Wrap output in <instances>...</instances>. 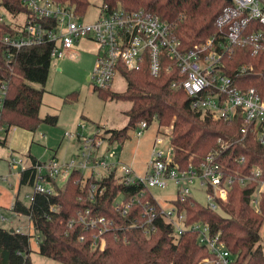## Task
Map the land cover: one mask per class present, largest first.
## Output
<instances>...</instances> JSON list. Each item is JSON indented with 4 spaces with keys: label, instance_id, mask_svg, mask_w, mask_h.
<instances>
[{
    "label": "trees",
    "instance_id": "trees-1",
    "mask_svg": "<svg viewBox=\"0 0 264 264\" xmlns=\"http://www.w3.org/2000/svg\"><path fill=\"white\" fill-rule=\"evenodd\" d=\"M68 4L77 13L85 15L89 0H55ZM114 8L144 10L168 22L190 48L204 42L219 32L218 18L228 5L225 0H102ZM22 14L28 10L21 0H0V18L4 11ZM14 26L5 19L0 21V87L6 86V97L0 110V130L7 133L19 127L27 131H37L43 125L55 126L58 116L41 118L45 87L50 75L52 58L51 46L31 47L8 53L1 39L13 34ZM226 64L233 74L244 64L252 65L255 72L244 77L248 88L264 90V54L252 56L249 47L236 48ZM127 82L124 92L117 93L113 84L106 89L94 88L103 100L128 102V124L122 129H109L103 135L97 134L108 144L123 146L131 138V132L146 122L148 127L154 120L160 129L172 127L171 142L174 149V163L181 171L199 167L209 155L217 153L225 179H231V188L226 202L214 212L203 203L188 198L185 203L175 202L179 211L187 214L189 220L210 226L214 235L220 234L234 264H264V192L260 196L258 211L252 206L251 198L264 181V144L258 142L251 133L243 136L241 119L216 120L209 115L192 110L191 99L185 91L172 88L170 73L153 75L148 65L141 70L129 71L121 68V75ZM32 84L39 85L40 88ZM77 94L68 99L74 100ZM7 137L0 139L5 146ZM33 162L36 161L32 158ZM37 162V161H36ZM257 170L262 175L257 181L241 180L252 176ZM20 187H30L34 183V170L21 172ZM81 177L73 173L66 186L60 187L52 180L55 194H36L31 203L16 197L15 214L28 219L38 237V252L43 257L61 264H202L203 259H213L208 247L200 244L199 234L187 231L178 242L174 241L171 229L161 223L156 235L148 238L138 228L127 227L130 219H122L113 209V200L122 192L137 193L117 185L114 179L104 181L107 191L95 200L90 198V183L83 187L74 181ZM92 182V181H91ZM71 190V191H70ZM91 209L106 218H114L118 228L106 234L105 251L92 250V234L83 224L70 223L80 211ZM14 229V228H11ZM0 223V264H32V235L11 233ZM84 238V240H82Z\"/></svg>",
    "mask_w": 264,
    "mask_h": 264
},
{
    "label": "built area",
    "instance_id": "built-area-1",
    "mask_svg": "<svg viewBox=\"0 0 264 264\" xmlns=\"http://www.w3.org/2000/svg\"><path fill=\"white\" fill-rule=\"evenodd\" d=\"M21 1L28 12L17 14L3 10L4 16L0 18V21L5 19L14 26L13 34L1 39L8 53L50 45L52 60H75L78 56L75 46L83 38L90 39L100 45L102 52L97 56L96 69L89 78L94 88L106 89L114 84L115 78L121 75L122 67L137 71L148 65L153 75L170 73L172 88L185 91L191 99L192 110L216 120L241 119L243 136L251 133L264 144V90L248 88L244 84V77L252 75L255 69L244 64L231 74L226 64L227 58L232 57L239 47L251 48L253 57L264 54V0H226L228 5L217 22L219 32L190 48L184 46L168 22L144 10L130 12L121 6L114 8L103 3L94 24L84 25L77 22L84 15L68 4L55 0ZM6 89L5 85L0 87V110ZM138 128L137 137H142L149 127L143 122ZM66 136L71 139L77 137L68 133ZM167 139L171 143L168 150L158 148L165 144L162 138L155 140L151 160L139 173L124 162L107 160L105 154L110 148L105 154H99L104 143L108 144L100 137L85 139L86 150L77 153L78 160L71 158L60 162L49 158L47 162H33L30 157L10 153L8 162L10 171L18 177L21 172L34 170L33 192L25 195L28 203L33 202L36 194H55L52 180L58 184L62 181L65 185L73 173L81 175L76 185L83 187L90 183L92 200L105 195L107 185L104 181L113 178L117 185L138 191L135 194L120 192L112 202L113 209L122 219H130L127 227L141 229L146 237L151 238L156 235L161 223H165L171 229L175 242L187 231H192L199 234L200 244L208 247L213 255V259H203L202 264H234L235 260L221 235H214L203 221L192 223L186 212H180L175 203L194 199L193 189L200 191L203 188L206 206L216 212L221 209L220 203L227 201L232 180L224 178L217 153L209 155L199 167L191 166L181 171L174 163L171 135ZM261 175L262 171L257 170L252 176L242 179L241 185L259 180ZM170 184L174 185L171 194L175 193V196L168 202L170 208H166L153 190H167ZM259 185L251 198V204L257 211L261 193L264 192V181ZM9 207L16 221L24 217L14 212L16 200ZM8 221L6 216L0 215V223ZM79 223L93 235L92 250L101 252L106 248V234L118 228L116 219L100 216L91 209L80 211L70 226ZM13 230L25 233L22 226Z\"/></svg>",
    "mask_w": 264,
    "mask_h": 264
},
{
    "label": "rangeland",
    "instance_id": "rangeland-1",
    "mask_svg": "<svg viewBox=\"0 0 264 264\" xmlns=\"http://www.w3.org/2000/svg\"><path fill=\"white\" fill-rule=\"evenodd\" d=\"M89 2L87 13L81 21H77L78 23L89 25L97 20L103 2L102 0H89ZM75 52L78 53L75 60L69 58L52 60L50 75L45 87L40 115L43 119L48 115L58 116L57 125L42 124L35 132L19 127L11 129L9 133L5 128L0 130V139L7 137L6 145L0 146V215L6 216L9 220L1 225L8 229L22 226L26 234L32 235V264L61 263L40 255L37 233L30 222L26 217H20L19 221H16V216L9 211V206L15 201L18 191H20V199L26 203L28 201L25 195L33 192L30 187L19 186V177L10 171L9 152L16 156L30 157V160L34 156L46 162L48 158H56L60 162L69 161L71 158L78 160L77 153L86 150L85 139L90 140L97 134L103 135L109 129L126 127L128 124L126 112L132 107L130 103L124 101L104 102L95 92L94 85L90 83L89 78L96 69L97 56L102 53L97 42L83 38L75 46ZM113 83V90L117 93L124 92L127 88V82L122 76H117ZM32 85L40 88L39 85ZM71 94H77L74 100L68 99ZM67 133L77 137L71 139L66 136ZM171 133L172 127L160 129L157 121L154 120L144 131L142 137H137V132L133 131L131 138L123 146L118 143L114 145L104 143L99 154H105L110 148V151L105 154L107 160L124 162L139 173L144 171L150 162L155 140L158 137L165 142L158 148L168 150L171 143L167 136ZM59 185L63 186L64 182L59 181ZM169 187L167 190L160 188L153 190L156 198L166 208H170L168 202L175 196V193L171 194L174 185L170 184ZM193 197L197 202L207 204L203 188L200 191L193 189ZM262 230L264 232V227Z\"/></svg>",
    "mask_w": 264,
    "mask_h": 264
},
{
    "label": "crops",
    "instance_id": "crops-1",
    "mask_svg": "<svg viewBox=\"0 0 264 264\" xmlns=\"http://www.w3.org/2000/svg\"><path fill=\"white\" fill-rule=\"evenodd\" d=\"M2 130V129H1ZM10 153L11 152H9V155H10ZM34 157V156H33ZM8 158H9V156H8ZM36 160H40V161H42V162H46V160H42V159H40V158H37V157H34ZM49 159V158H48Z\"/></svg>",
    "mask_w": 264,
    "mask_h": 264
},
{
    "label": "water",
    "instance_id": "water-1",
    "mask_svg": "<svg viewBox=\"0 0 264 264\" xmlns=\"http://www.w3.org/2000/svg\"><path fill=\"white\" fill-rule=\"evenodd\" d=\"M11 233H14L15 231L13 229L10 230Z\"/></svg>",
    "mask_w": 264,
    "mask_h": 264
}]
</instances>
